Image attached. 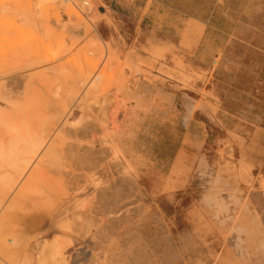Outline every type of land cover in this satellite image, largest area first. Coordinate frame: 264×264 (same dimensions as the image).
Wrapping results in <instances>:
<instances>
[{
  "label": "rangeland",
  "instance_id": "1",
  "mask_svg": "<svg viewBox=\"0 0 264 264\" xmlns=\"http://www.w3.org/2000/svg\"><path fill=\"white\" fill-rule=\"evenodd\" d=\"M203 4L0 0V264H264V0Z\"/></svg>",
  "mask_w": 264,
  "mask_h": 264
},
{
  "label": "crops",
  "instance_id": "2",
  "mask_svg": "<svg viewBox=\"0 0 264 264\" xmlns=\"http://www.w3.org/2000/svg\"><path fill=\"white\" fill-rule=\"evenodd\" d=\"M156 5L167 8L170 12L185 18L186 20L198 21V10L204 8V0H153ZM218 3L221 1L217 0Z\"/></svg>",
  "mask_w": 264,
  "mask_h": 264
},
{
  "label": "bare ground",
  "instance_id": "3",
  "mask_svg": "<svg viewBox=\"0 0 264 264\" xmlns=\"http://www.w3.org/2000/svg\"><path fill=\"white\" fill-rule=\"evenodd\" d=\"M6 2L7 3H14V4H19L20 2H21V0H6ZM23 4V3H22ZM15 7V6H14ZM36 8H39V9H45V8H47V4L46 3H42V4H40V5H38V7H36ZM36 11H38V10H36ZM258 233V232H257ZM263 234V232H260L259 231V233L257 234L258 236H259V239L261 240V242H260V244L259 245H254V253L257 255V256H259V258L258 259H260L261 258V256H263V258H264V252H263V250H264V238L262 237V236H264V234ZM258 236H256V238H258ZM244 249H246V250H244V251H246V252H243V254H242V258L245 260L246 259V256L249 254V252H248V247L246 248V247H244ZM252 254V253H251ZM262 259V258H261ZM260 261V260H259ZM262 261V260H261ZM247 262V261H246Z\"/></svg>",
  "mask_w": 264,
  "mask_h": 264
},
{
  "label": "built area",
  "instance_id": "4",
  "mask_svg": "<svg viewBox=\"0 0 264 264\" xmlns=\"http://www.w3.org/2000/svg\"><path fill=\"white\" fill-rule=\"evenodd\" d=\"M26 1L34 2V1H36V0H26ZM51 1H56V0H51ZM65 1H67V0H65ZM219 1L224 2L225 0H219ZM86 4H87V3H86ZM87 5H88V4H87Z\"/></svg>",
  "mask_w": 264,
  "mask_h": 264
}]
</instances>
